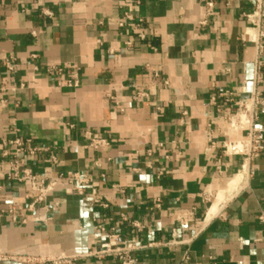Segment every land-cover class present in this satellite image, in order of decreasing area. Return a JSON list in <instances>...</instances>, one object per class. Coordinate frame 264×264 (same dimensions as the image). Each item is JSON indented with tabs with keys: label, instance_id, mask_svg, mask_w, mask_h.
Segmentation results:
<instances>
[{
	"label": "crops",
	"instance_id": "obj_1",
	"mask_svg": "<svg viewBox=\"0 0 264 264\" xmlns=\"http://www.w3.org/2000/svg\"><path fill=\"white\" fill-rule=\"evenodd\" d=\"M140 1L0 0V264H115L89 254L112 232L138 264H264V150L245 157L233 143L247 131L225 118L255 89L264 102L246 17L257 2ZM126 13L140 25L120 26ZM255 125L264 140V109ZM16 138L42 149L3 156ZM15 160L20 174L86 173L96 194L61 184L30 208Z\"/></svg>",
	"mask_w": 264,
	"mask_h": 264
},
{
	"label": "built area",
	"instance_id": "obj_2",
	"mask_svg": "<svg viewBox=\"0 0 264 264\" xmlns=\"http://www.w3.org/2000/svg\"><path fill=\"white\" fill-rule=\"evenodd\" d=\"M204 1L209 9L215 4L214 0ZM255 1L257 2L256 10L251 14H247L246 17L253 23V27L250 29L255 32L253 41L256 48V61L253 82L257 85L263 78L261 68L263 65L262 56L264 52V29L262 26L264 13L262 11V0ZM140 3V0H136L134 8L136 9ZM126 19L131 20L130 25H140V21H142V19H140L139 22L136 23L133 16L126 13L125 16L121 18L119 25L123 26L126 23ZM243 35L251 36L252 34L249 31H244ZM139 36L144 38V32H139ZM5 64L9 70H15L18 66L14 59L7 60ZM79 84L80 78L78 72L73 73L66 81V85L70 87H76ZM225 100L228 103L233 101L231 97H227ZM260 109H264V102L261 93L255 89L248 99L236 101V110L234 112H227L225 114V118L231 127L235 129H245L247 131V139L245 141L233 143L234 147L247 158L257 157L264 150L263 137L260 129L255 125ZM105 144H107V140L98 135H92L90 137V145L95 149ZM10 146L14 147L13 151L9 148ZM41 149V147L35 146L31 139L16 138L4 143L3 156L13 154L15 157H18L22 152L34 154ZM12 163H14L13 172L9 173L8 177L21 181H30L31 183L32 191L27 194V197L33 199L29 205L30 208H33L36 203L45 202L46 196L61 184H71L79 195H85L87 188L90 186L92 194H96V189L92 187L90 178L86 173L75 171L68 172L66 175L45 176L34 173L30 168L25 167L23 173L20 174L18 170L22 161L15 160ZM96 201L98 202V200ZM43 206L45 208L47 207V205ZM259 220L264 222V210L260 212ZM24 221L25 220H23V222ZM98 228L101 232H108L104 225H99ZM115 238V233H109L108 240L101 243L97 250L89 254L99 258L112 257L115 260V264H138L137 259L132 255V251L138 248L135 242L133 240H122L117 242ZM78 256L79 255H58L43 259L41 257L21 255L19 253L3 255V257H9L25 264H74Z\"/></svg>",
	"mask_w": 264,
	"mask_h": 264
},
{
	"label": "bare ground",
	"instance_id": "obj_3",
	"mask_svg": "<svg viewBox=\"0 0 264 264\" xmlns=\"http://www.w3.org/2000/svg\"><path fill=\"white\" fill-rule=\"evenodd\" d=\"M217 209V208H216ZM215 210L213 211V214H214ZM211 216V214H209Z\"/></svg>",
	"mask_w": 264,
	"mask_h": 264
}]
</instances>
